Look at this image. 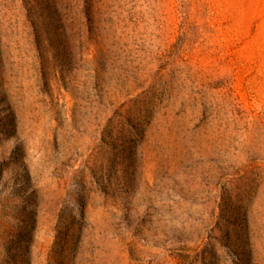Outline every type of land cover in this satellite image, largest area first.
Returning a JSON list of instances; mask_svg holds the SVG:
<instances>
[{
    "label": "rangeland",
    "instance_id": "374dc122",
    "mask_svg": "<svg viewBox=\"0 0 264 264\" xmlns=\"http://www.w3.org/2000/svg\"><path fill=\"white\" fill-rule=\"evenodd\" d=\"M0 264H264V0H0Z\"/></svg>",
    "mask_w": 264,
    "mask_h": 264
}]
</instances>
